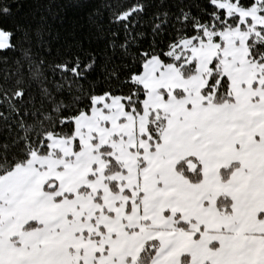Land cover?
Returning <instances> with one entry per match:
<instances>
[{
    "label": "snow or ice",
    "instance_id": "1",
    "mask_svg": "<svg viewBox=\"0 0 264 264\" xmlns=\"http://www.w3.org/2000/svg\"><path fill=\"white\" fill-rule=\"evenodd\" d=\"M0 264H264V0H0Z\"/></svg>",
    "mask_w": 264,
    "mask_h": 264
}]
</instances>
